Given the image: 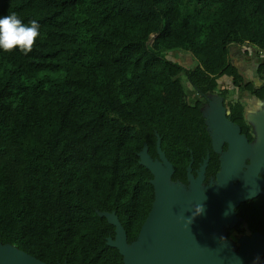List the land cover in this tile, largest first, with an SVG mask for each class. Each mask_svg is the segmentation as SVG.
Listing matches in <instances>:
<instances>
[{"label":"trees","instance_id":"16d2710c","mask_svg":"<svg viewBox=\"0 0 264 264\" xmlns=\"http://www.w3.org/2000/svg\"><path fill=\"white\" fill-rule=\"evenodd\" d=\"M13 12L40 37L27 55L0 50V245L45 264H123L100 214L137 239L154 200L143 148L157 159L159 138L183 185L208 156V185L219 155L201 95L228 81L264 98V0H0V17ZM228 108L252 142L244 106ZM235 213L228 236L264 237V194Z\"/></svg>","mask_w":264,"mask_h":264},{"label":"water","instance_id":"95a60500","mask_svg":"<svg viewBox=\"0 0 264 264\" xmlns=\"http://www.w3.org/2000/svg\"><path fill=\"white\" fill-rule=\"evenodd\" d=\"M213 110L218 123H205L212 149L219 155L216 187L212 188L209 182L202 189L209 159L206 156L196 176L192 174V161L187 166L190 192L184 193L183 184L171 181L173 167L161 151L158 138L157 159L152 160L146 148L138 154L139 164L153 176L154 200L137 239L128 244L117 216L100 214L115 228V236L107 239V245L118 251L123 264H259L264 252L256 245L259 234L240 237L236 252L219 241L224 229L237 224L235 208L264 194V114L253 151L252 143L240 134L239 127L225 117V109L219 105ZM224 144L226 151H222ZM198 204L204 211L193 218ZM0 247V264H45L12 246Z\"/></svg>","mask_w":264,"mask_h":264},{"label":"clouds","instance_id":"9594fccd","mask_svg":"<svg viewBox=\"0 0 264 264\" xmlns=\"http://www.w3.org/2000/svg\"><path fill=\"white\" fill-rule=\"evenodd\" d=\"M39 37L40 24L38 21L31 20L26 24L14 12L0 17V50L12 52L19 49L21 53L27 55L33 51ZM249 109L252 115L264 112V98L253 97L249 101ZM203 211L202 205H196L193 218L202 214ZM190 223L191 218H189Z\"/></svg>","mask_w":264,"mask_h":264},{"label":"rangeland","instance_id":"374dc122","mask_svg":"<svg viewBox=\"0 0 264 264\" xmlns=\"http://www.w3.org/2000/svg\"><path fill=\"white\" fill-rule=\"evenodd\" d=\"M170 56L173 59L176 58L175 60H178V61L183 62L184 65L189 66L191 64V61L185 55H177L175 53H172V54H170ZM244 63H245L244 65L247 66L244 69L245 75L247 76L248 79H250V80L254 81L256 84H258V82L256 81V79L253 78V75H252V68H250V66H252V65L249 66L248 65V63H249L248 61H244ZM228 85H229V83H228V81H226L225 86L227 88V91H228L229 96L231 97L232 95H234L236 93V91L234 92L233 89L228 88L227 87ZM188 90H189V88H188ZM243 94H245V93H243ZM235 97H237L238 100H242L243 101V103H244L243 106L246 108L245 109V114L247 115V118H248L249 122L252 123V126L254 128V141L252 142V150L254 151V149L257 147V144H258L257 134H258V128L261 125V123H260V117L264 114V112H260V113H257L255 115H252L250 113V109H249V101L252 99V97H250V96H242V94H240L239 92H237L235 94ZM235 97H234V99H237ZM202 112H203V115L205 117V121H206L207 125L209 123H211V122L218 123L219 117H218L217 113L213 110V108L211 106L208 107L207 104L204 105V106H202ZM209 182L211 183V184L210 183L209 184H210V186L212 188L216 187L215 180H210ZM205 186H207V185H204L203 184L202 185V189ZM182 190H183L184 193H189L190 192L189 184L188 185H183ZM231 228H232V226H229V227H227L226 229L223 230V233H222V236H221V240L219 241V244L220 243L222 245H225L226 244V246H228L229 249L234 250L235 249V246H236V244L234 243V240L238 236H234L235 238L232 237L234 239L232 241L230 240V238L226 237L227 232L230 231ZM256 236H258V239L256 240L258 242L256 243V245L262 247V249L264 250V238L261 237L260 235H256ZM0 251H2V248L1 247H0Z\"/></svg>","mask_w":264,"mask_h":264},{"label":"flooded vegetation","instance_id":"af4514ba","mask_svg":"<svg viewBox=\"0 0 264 264\" xmlns=\"http://www.w3.org/2000/svg\"><path fill=\"white\" fill-rule=\"evenodd\" d=\"M236 93H237V92H236ZM236 93H235V94H236ZM239 93L242 94V96H250V97L253 98V96L250 95L249 93H245V92H239ZM243 93H245V94H243ZM235 94L232 95V96L230 97L229 94H228V92L225 93V94H222V92H220V93H211V94H207V95H201L200 100L202 101V106H204V105L207 104L208 107L211 106L212 108H216V109H218V106L221 105V106L225 109V117H226V118H227L232 124L238 126L237 124L233 123V122L230 120V112H229V108H228V105H229V104H234V103H238V102L241 103L242 105H244V103H243L242 100H238V98L235 97ZM234 97L237 98V99H234ZM245 109H246V108L244 107V111H245ZM244 118H245V121H246V125L250 127V132H249V134H251L252 137L254 138V128H253V126H252V123L249 122V120H248L246 114H245V117H244ZM238 127H239V126H238ZM239 129H240V134L246 137L245 134H242V130H241L240 127H239ZM246 138H247V137H246ZM247 140H248V138H247ZM253 141H254V139H253ZM253 141H252V142H253ZM248 142H249V143H252V142H250L249 140H248ZM226 149H227V145L224 144V145L222 146V151H226ZM237 222H238V221H237ZM235 226L238 227V226H239L238 223H237ZM241 228H242V227H241ZM233 229H235V227H234ZM233 229H231V230H233ZM231 230L227 232L226 237L230 238V240L232 241V240H234L232 237H234V236H238V237L234 240V243L236 244L234 251L236 252V251H238V248H239V246L237 245V240H238L240 237H243V236H247L248 238H250L253 234H250L249 232L245 231L243 234L238 235L235 231H233V233H232L230 236H228V234H229V232H231ZM231 238H232V239H231ZM234 238H235V237H234ZM257 242H258V241H257ZM262 254H264V252H263Z\"/></svg>","mask_w":264,"mask_h":264}]
</instances>
